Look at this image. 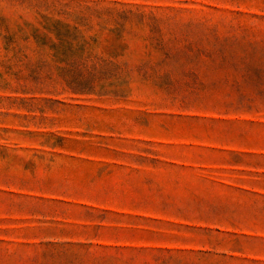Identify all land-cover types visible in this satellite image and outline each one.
<instances>
[{
  "label": "rangeland",
  "instance_id": "1",
  "mask_svg": "<svg viewBox=\"0 0 264 264\" xmlns=\"http://www.w3.org/2000/svg\"><path fill=\"white\" fill-rule=\"evenodd\" d=\"M0 264H264V0H0Z\"/></svg>",
  "mask_w": 264,
  "mask_h": 264
}]
</instances>
